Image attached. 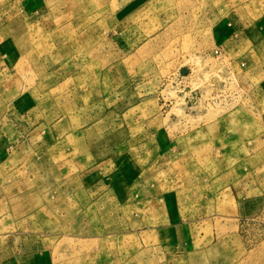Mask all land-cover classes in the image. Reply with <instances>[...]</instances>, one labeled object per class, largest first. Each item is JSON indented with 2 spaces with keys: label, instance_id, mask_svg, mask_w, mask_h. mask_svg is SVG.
Segmentation results:
<instances>
[{
  "label": "rangeland",
  "instance_id": "374dc122",
  "mask_svg": "<svg viewBox=\"0 0 264 264\" xmlns=\"http://www.w3.org/2000/svg\"><path fill=\"white\" fill-rule=\"evenodd\" d=\"M8 256L264 264V0H0Z\"/></svg>",
  "mask_w": 264,
  "mask_h": 264
},
{
  "label": "crops",
  "instance_id": "0c3cea01",
  "mask_svg": "<svg viewBox=\"0 0 264 264\" xmlns=\"http://www.w3.org/2000/svg\"><path fill=\"white\" fill-rule=\"evenodd\" d=\"M12 255H13L12 261L16 262V260H17L16 254L15 253H12ZM8 257H9L8 260L5 258V260L3 262H1L0 264H11V257L10 256H8Z\"/></svg>",
  "mask_w": 264,
  "mask_h": 264
}]
</instances>
